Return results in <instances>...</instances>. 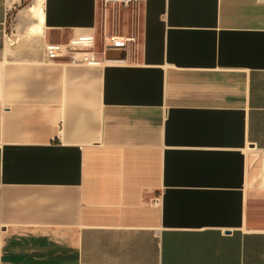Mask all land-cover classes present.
Returning <instances> with one entry per match:
<instances>
[{"label": "crops", "instance_id": "1", "mask_svg": "<svg viewBox=\"0 0 264 264\" xmlns=\"http://www.w3.org/2000/svg\"><path fill=\"white\" fill-rule=\"evenodd\" d=\"M102 1L0 0V264H264V0Z\"/></svg>", "mask_w": 264, "mask_h": 264}, {"label": "built area", "instance_id": "2", "mask_svg": "<svg viewBox=\"0 0 264 264\" xmlns=\"http://www.w3.org/2000/svg\"><path fill=\"white\" fill-rule=\"evenodd\" d=\"M147 0H103L104 16L109 20V25L113 29L112 35H105L103 46L104 53L108 51H124L129 48V45L135 44L136 38V18L140 14V7ZM129 15L131 19L129 20ZM109 18V19H108ZM128 21L132 22V35H119V28L123 25H129ZM106 31V29H104ZM45 54L49 60H57L62 58L70 59L73 65H99L97 54L93 49H67L63 45H51L45 49Z\"/></svg>", "mask_w": 264, "mask_h": 264}, {"label": "rangeland", "instance_id": "3", "mask_svg": "<svg viewBox=\"0 0 264 264\" xmlns=\"http://www.w3.org/2000/svg\"><path fill=\"white\" fill-rule=\"evenodd\" d=\"M26 32L30 34V38H32V35L35 36V35L38 34V32L35 31V26L34 25H32V27H30V29L28 28L26 30ZM8 33H9V35L11 37L13 36L12 34H14V35L17 34L16 36H14V38L15 39H18L19 38V41H20L21 36L23 34V32H21L19 29H17V23L13 19H12V21H10V23L8 25ZM12 42H14V39H12V41H10V44ZM100 49H102V44H100Z\"/></svg>", "mask_w": 264, "mask_h": 264}, {"label": "water", "instance_id": "4", "mask_svg": "<svg viewBox=\"0 0 264 264\" xmlns=\"http://www.w3.org/2000/svg\"><path fill=\"white\" fill-rule=\"evenodd\" d=\"M117 55H123V58L125 56V53L124 52H117V51H109L107 54H106V59L107 60H114L116 58Z\"/></svg>", "mask_w": 264, "mask_h": 264}]
</instances>
